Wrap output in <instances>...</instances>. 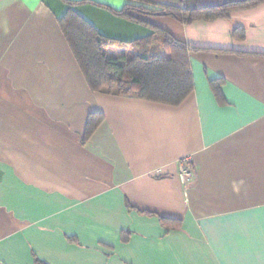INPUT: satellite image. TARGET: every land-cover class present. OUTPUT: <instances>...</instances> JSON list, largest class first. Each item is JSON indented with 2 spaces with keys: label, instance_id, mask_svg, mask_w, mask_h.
<instances>
[{
  "label": "crops",
  "instance_id": "obj_1",
  "mask_svg": "<svg viewBox=\"0 0 264 264\" xmlns=\"http://www.w3.org/2000/svg\"><path fill=\"white\" fill-rule=\"evenodd\" d=\"M63 1L0 0V264H264V4L190 25L131 13L195 49L172 107L92 93ZM66 1L107 38L148 33L96 6L125 0ZM90 114L103 121L83 141Z\"/></svg>",
  "mask_w": 264,
  "mask_h": 264
},
{
  "label": "trees",
  "instance_id": "obj_2",
  "mask_svg": "<svg viewBox=\"0 0 264 264\" xmlns=\"http://www.w3.org/2000/svg\"><path fill=\"white\" fill-rule=\"evenodd\" d=\"M124 7L115 11L103 5L115 17L140 25L148 30L144 37L123 42L101 35L72 7L83 2L63 1L68 5L58 22L59 29L77 63V66L94 94H107L121 98L139 99L165 106H178L193 92L189 54L195 50L175 40L166 31L141 21L132 12L152 17H170L182 25L193 22L227 20L234 12L259 7L264 0L228 1L216 6H188L186 1L169 0L162 5L155 0H125ZM231 37L244 39V31L234 28ZM216 84L210 83L219 99ZM103 121L102 114H90L86 121L83 141H87ZM165 228L176 222L160 218Z\"/></svg>",
  "mask_w": 264,
  "mask_h": 264
},
{
  "label": "built area",
  "instance_id": "obj_3",
  "mask_svg": "<svg viewBox=\"0 0 264 264\" xmlns=\"http://www.w3.org/2000/svg\"><path fill=\"white\" fill-rule=\"evenodd\" d=\"M179 177L184 186L191 184L193 173L190 165L186 160L180 162Z\"/></svg>",
  "mask_w": 264,
  "mask_h": 264
}]
</instances>
